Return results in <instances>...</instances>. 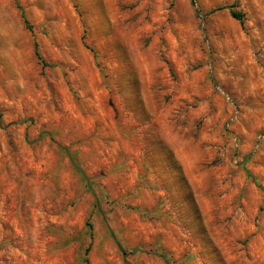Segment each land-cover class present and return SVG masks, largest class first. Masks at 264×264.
I'll use <instances>...</instances> for the list:
<instances>
[{
  "label": "rangeland",
  "instance_id": "rangeland-1",
  "mask_svg": "<svg viewBox=\"0 0 264 264\" xmlns=\"http://www.w3.org/2000/svg\"><path fill=\"white\" fill-rule=\"evenodd\" d=\"M16 1L0 264H264V0Z\"/></svg>",
  "mask_w": 264,
  "mask_h": 264
},
{
  "label": "trees",
  "instance_id": "trees-1",
  "mask_svg": "<svg viewBox=\"0 0 264 264\" xmlns=\"http://www.w3.org/2000/svg\"><path fill=\"white\" fill-rule=\"evenodd\" d=\"M15 4L17 5V8L20 10V15H21V19L23 21V24L25 25V27L27 29L31 30V27L29 25V22L26 19L25 14H24L22 8L19 6V4L17 3L16 0H15ZM228 9H230V15H231V17L234 18L235 20L239 21V23L242 25L244 23V17H243V15L241 13H238V12H235L234 10H232V6H230ZM216 10H219V9H216ZM196 13L198 15V11H196ZM33 49H34V55H35L36 59L40 62V64L42 66H46L45 62L42 60V58H41V56L39 54L38 46H37L36 41L33 42ZM68 157H69V160L72 163L74 169L76 170V172L80 176V178L87 182V178L83 174L82 170L77 166V164H75V161L71 157V155H68ZM88 187L90 188V184H88ZM94 196L96 197V199L98 201V197L95 194H94ZM86 228L88 229L89 233L91 234V232H92V226H91V224L89 222L86 223ZM88 251H89V247L85 250V253H88ZM157 256L159 258H161L165 264H170L169 259L167 258V256H166L165 253L158 254ZM85 262H86V264L88 263L87 260H85Z\"/></svg>",
  "mask_w": 264,
  "mask_h": 264
}]
</instances>
